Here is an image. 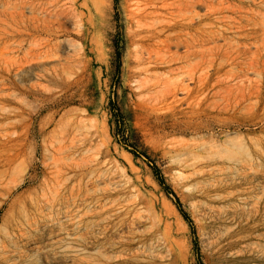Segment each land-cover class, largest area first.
Instances as JSON below:
<instances>
[{"label": "rangeland", "instance_id": "374dc122", "mask_svg": "<svg viewBox=\"0 0 264 264\" xmlns=\"http://www.w3.org/2000/svg\"><path fill=\"white\" fill-rule=\"evenodd\" d=\"M126 263L264 264V0H0V264Z\"/></svg>", "mask_w": 264, "mask_h": 264}, {"label": "trees", "instance_id": "16d2710c", "mask_svg": "<svg viewBox=\"0 0 264 264\" xmlns=\"http://www.w3.org/2000/svg\"><path fill=\"white\" fill-rule=\"evenodd\" d=\"M116 1V0H114ZM119 44L116 43L115 44V52H116V59L119 60L120 57V48H119ZM118 67V64H117ZM111 113L113 114V120L115 122V124H118V110L114 112V109H111ZM134 157L137 155L135 152H133ZM153 169V174L155 176V179L157 181V183L161 186V188L166 192V194H172L175 196L174 192L171 190V188L166 184L163 175L160 173V171L157 169V167L152 166ZM176 200L174 201L175 206L177 207V209L180 211V213L182 214L183 218L190 223V219L189 217L186 215V213L182 210L181 208V203L178 200V198L175 196Z\"/></svg>", "mask_w": 264, "mask_h": 264}, {"label": "bare ground", "instance_id": "6f19581e", "mask_svg": "<svg viewBox=\"0 0 264 264\" xmlns=\"http://www.w3.org/2000/svg\"><path fill=\"white\" fill-rule=\"evenodd\" d=\"M196 1H199V0H196ZM150 2H151V1H150ZM150 2H149V4H150ZM216 2H217V1H216ZM138 3H139V2H138ZM147 3H148V2H147ZM194 3H195V2H194ZM151 4H152V3H151ZM229 4H230V3H229ZM191 6H192V5H191ZM193 6H194V5H193ZM154 8H155V7H154ZM190 9H191V8H190ZM208 10H209V9H208ZM219 10H220V9H219ZM141 12H142V11H141ZM153 12H154V11H153ZM190 12H192V11H190ZM253 14H254V13H253ZM193 15H194V14H193ZM219 18H220V17H219ZM231 18H232V17H231ZM191 20H192V19H191ZM227 20H228V19H227ZM225 21H226V20H225ZM174 22H175V21H174ZM176 23H178V22H176ZM231 25H232V24H231ZM173 26H174V25H173ZM154 30H156V29H154ZM152 32H153V31H152ZM157 32H158V30H157ZM236 44H237V43H236ZM237 45H238V44H237ZM238 46H239V45H238ZM242 48H243V47H242ZM240 52H241V51H240ZM104 210H105V209H104ZM108 210H109V209H108ZM110 212H111V211H110ZM103 213H104V212H103ZM124 214H125V212H124ZM103 215H104V214H103ZM106 216H107V214H106ZM106 216H105V217H106ZM116 218H117V217H116ZM130 218H131V217H130ZM104 219H105V218H103V220H104ZM113 219H114V218H113ZM126 219H127V218H126ZM99 220H101V219H99ZM134 220H135V219H134ZM113 221H114V220H113ZM121 221H122V220H121ZM129 221H130V220H129ZM107 222H108V221H107ZM133 222H134V221H133ZM115 223H116V222H115ZM99 224H100V223H99ZM99 224H98V225H99ZM126 224H127V223H126ZM130 224H131V223H130ZM130 224H128V225H130ZM103 225H104V224H103ZM108 225H109V224H108ZM108 225H107V226H108ZM101 226H102V225H101ZM103 227H104V226H103ZM114 227H115V226H114ZM117 227H120V226H117ZM117 227H116V230H117ZM97 228H98V227H97ZM100 228H101V227H100ZM100 228H99V229H100ZM131 229H132V228H131ZM94 230H95V229H94ZM105 230H106V227H105ZM107 230H109V229H107ZM103 231H104V230H103ZM109 232H110V230H109ZM118 232H119V231H118ZM101 233H103V232H101ZM107 233H108V232H107ZM107 233H104V234H107ZM116 233H117V232H116ZM120 233H121V232H120ZM95 234H96V230H95ZM104 234H103V235H104ZM111 234H112V233H111ZM113 234H114V233H113ZM117 234H118V233H117ZM121 234H122V233H121ZM132 234H133V233H132ZM93 235H94V234H93ZM93 235H92V236H93ZM109 235H110V234H109ZM114 235H116V234H114ZM114 235H113V236H114ZM119 235H120V234H119ZM95 236H96V235H95ZM99 236H101V235H99ZM107 236H108V235H107ZM107 236H106V237H107ZM87 237H88V236H87ZM93 237H94V236H93ZM124 237H125V236H124ZM124 237H123V239L126 238V237H125V238H124ZM90 238H91V237H90ZM103 238H104V237H103ZM114 238H115V237H114ZM114 238H113V240H114ZM97 239H98V238H97ZM99 239H100V238H99ZM105 239H106V238H104V240H105ZM108 239H111V238H108ZM119 239H121V241H120ZM113 240H111V242H112ZM117 240H119L120 242H122V238H120V237L117 238ZM127 240H128V239H127ZM92 241H93V240H92ZM99 241H100V240H99ZM101 241H102V239H101ZM107 241H108V240H107ZM86 242H87V241H86ZM94 242H95V241H94ZM113 242H114V241H113ZM113 242H112V244H113ZM115 242H116V241H115ZM98 243H99V242H98ZM88 244H89V243H88ZM88 244H87V245H88ZM117 244H118V243H117ZM123 244H126V243H123ZM127 244H129V243H127ZM98 245H100V244H98ZM93 246H95V245H93ZM123 246H124V245H123ZM126 246H127V245H126ZM117 247H118V246H117ZM101 248H102V245H101ZM115 248H116V247H115ZM103 249H104V248H103ZM129 249H130V248H129ZM109 250H110V249H109ZM112 250H113V249H112ZM116 251H117V250H116ZM135 251H136V250H135ZM122 252H123V251H122ZM115 253H116V252H115ZM125 253H126V252H125ZM123 254H124V253H123ZM129 254H130V253H129ZM129 254H128V255H129ZM116 255H117V253H116ZM119 255H120V254H119ZM119 255H118V256H119ZM120 256H121V255H120ZM125 256H126V255H125ZM112 257H113V256H112ZM112 257H111V258H112ZM116 257H117V256H116ZM123 257H124V256H123ZM123 257H122V259H123ZM113 258H115V257H113ZM117 258H118V257H117ZM124 258H125V257H124ZM128 259H129V257H128ZM117 263H118V262H117ZM126 264H127V263H126Z\"/></svg>", "mask_w": 264, "mask_h": 264}]
</instances>
